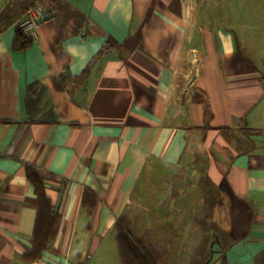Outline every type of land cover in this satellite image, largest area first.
I'll use <instances>...</instances> for the list:
<instances>
[{"label": "crops", "instance_id": "obj_1", "mask_svg": "<svg viewBox=\"0 0 264 264\" xmlns=\"http://www.w3.org/2000/svg\"><path fill=\"white\" fill-rule=\"evenodd\" d=\"M9 1L0 0V264H67L59 253L83 264L102 235L115 242L139 178L182 170L192 146L216 189L204 264H264V0H40L37 38L16 50ZM26 167L61 215L33 262L22 257L36 217ZM182 190L158 204L159 225L173 230L186 215Z\"/></svg>", "mask_w": 264, "mask_h": 264}, {"label": "rangeland", "instance_id": "obj_2", "mask_svg": "<svg viewBox=\"0 0 264 264\" xmlns=\"http://www.w3.org/2000/svg\"><path fill=\"white\" fill-rule=\"evenodd\" d=\"M39 4L37 0H10L7 7L19 15L16 18L17 27L22 22L29 7ZM14 16V15H13ZM20 29V28H19ZM264 68V65H262ZM190 160L179 168L163 170L159 178L141 177L135 185V189L123 216V224L130 230V233L142 235L148 241V246L153 250L158 249L154 254L159 258V264H195L197 257L205 254L206 247L211 241L210 234L214 231L208 224L207 198L214 197L215 186L207 175L208 163L205 162L203 150L192 146L188 148ZM150 184L149 192L148 185ZM182 188L191 199V207L186 215H183L179 225L170 229L168 224L159 225L157 222L158 204L167 203L174 198V192ZM180 200H182L180 198ZM203 208L200 213V208ZM149 207V209H146ZM186 210V209H185ZM150 220L147 221L148 216ZM134 221V226L129 222ZM59 226L57 227V231ZM56 237V236H55ZM55 238L46 243V247L53 244ZM67 244V243H66ZM69 244V243H68ZM67 248V246H66ZM63 250L59 248V251ZM68 250H65V253ZM90 259H84L83 264H121L118 256L116 242L110 235H102L97 247L90 249ZM60 258L66 259L67 264L75 257L59 253Z\"/></svg>", "mask_w": 264, "mask_h": 264}, {"label": "trees", "instance_id": "obj_3", "mask_svg": "<svg viewBox=\"0 0 264 264\" xmlns=\"http://www.w3.org/2000/svg\"><path fill=\"white\" fill-rule=\"evenodd\" d=\"M38 2L40 0H37ZM28 45V41L23 36L19 27L15 30V37L13 42V48L23 49ZM70 78V77H65ZM27 178L33 185L35 191V199L32 201L36 206V217L34 223V229L31 240V247L23 253L22 257L27 262H33L40 258L41 253L47 249L46 243L55 238L57 234V227L61 222V215L59 210L54 207L50 200L45 196L42 188V178L36 173V171L30 167H26ZM214 197L207 198L205 202L210 210L211 205L215 201L216 189H214ZM124 216V215H123ZM123 216L120 217L119 222L116 225L115 242L118 251V256L121 264H159L158 257L154 254L158 249L153 247L151 250L148 246V241L142 235H135L130 233L128 224H123ZM210 226V225H209ZM211 227V226H210ZM212 228V227H211ZM209 245L206 247L205 254H201L197 257L195 264H204L209 256Z\"/></svg>", "mask_w": 264, "mask_h": 264}, {"label": "built area", "instance_id": "obj_4", "mask_svg": "<svg viewBox=\"0 0 264 264\" xmlns=\"http://www.w3.org/2000/svg\"><path fill=\"white\" fill-rule=\"evenodd\" d=\"M43 8L40 4H35L29 7L26 14L19 25V28L23 36L28 41H32L37 38V26L42 20ZM89 258V256H87Z\"/></svg>", "mask_w": 264, "mask_h": 264}, {"label": "water", "instance_id": "obj_5", "mask_svg": "<svg viewBox=\"0 0 264 264\" xmlns=\"http://www.w3.org/2000/svg\"><path fill=\"white\" fill-rule=\"evenodd\" d=\"M212 250H210V256H211Z\"/></svg>", "mask_w": 264, "mask_h": 264}]
</instances>
